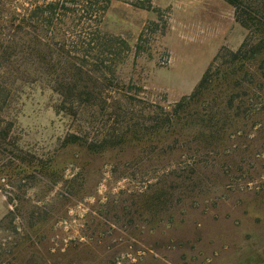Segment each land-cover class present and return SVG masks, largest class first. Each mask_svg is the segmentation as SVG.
<instances>
[{"label": "rangeland", "instance_id": "374dc122", "mask_svg": "<svg viewBox=\"0 0 264 264\" xmlns=\"http://www.w3.org/2000/svg\"><path fill=\"white\" fill-rule=\"evenodd\" d=\"M138 1L112 0L100 27L130 48L116 71L136 93L128 127L112 92L71 115L52 86L24 87L14 137L32 162L0 168V264H264V54L226 64L179 121L146 132L249 32L224 0Z\"/></svg>", "mask_w": 264, "mask_h": 264}, {"label": "trees", "instance_id": "16d2710c", "mask_svg": "<svg viewBox=\"0 0 264 264\" xmlns=\"http://www.w3.org/2000/svg\"><path fill=\"white\" fill-rule=\"evenodd\" d=\"M224 1L235 8L236 22L249 32L245 41L235 52L223 48L196 91L178 102L173 112L160 109L152 120L153 126L142 125L144 131L164 130L179 121L181 114L196 103L213 82L222 78V67L226 64L244 63L264 54V0ZM111 2L44 0L32 3L17 0L11 7L8 0H0V168L15 169L18 163L32 162L14 137L16 106L24 87L30 84L45 82L52 86L61 99L57 109L71 115L77 114L83 106L108 102L112 92L122 99L123 105L113 101L109 107L122 119V127L129 126L125 121L131 113L128 107L136 93L132 86L119 81L116 71L130 48L125 39L108 35L100 28ZM138 4L153 9L148 0H139ZM136 48L138 57L142 52L141 43ZM258 72L264 80V59ZM250 84H255L253 79ZM258 86L259 90L263 87L262 84ZM232 108L231 105L229 110ZM125 135L121 133L119 137L102 142L68 135L64 144L78 143L98 150L108 144L121 143ZM7 219L8 216L4 221Z\"/></svg>", "mask_w": 264, "mask_h": 264}]
</instances>
